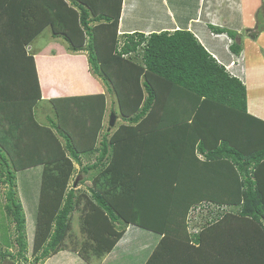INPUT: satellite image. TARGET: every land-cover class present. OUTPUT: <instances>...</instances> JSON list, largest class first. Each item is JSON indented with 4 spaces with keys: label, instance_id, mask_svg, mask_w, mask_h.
Here are the masks:
<instances>
[{
    "label": "trees",
    "instance_id": "obj_1",
    "mask_svg": "<svg viewBox=\"0 0 264 264\" xmlns=\"http://www.w3.org/2000/svg\"><path fill=\"white\" fill-rule=\"evenodd\" d=\"M68 1L0 0V177L7 186L3 212L15 225L17 256L24 258L28 218L39 259L62 248L79 209V198L68 187L73 163L81 166L80 159L92 153L95 161L81 171H100L93 178L100 191L88 189L94 204L89 212L83 209L87 213L79 223L84 258L111 255L122 232L132 226L157 240L163 236L162 244L171 245L160 261L172 262L169 253L183 254L184 240L193 242L191 250L200 242L201 233L189 235L185 222L189 207L201 202L232 206L233 215L257 224L264 235V121L248 113L242 78L217 63L184 22L173 32L126 33L117 51L122 0ZM262 9L254 28L244 31L251 39L264 31V4ZM161 10L156 23L173 27L162 4ZM174 16L190 19L188 13ZM46 26L68 43L70 52L85 51L91 73L115 94L123 124L113 132L100 135L103 95L59 100L70 109L55 108L57 123L41 127L35 121L32 112L40 96L26 47ZM230 50L237 55L241 48L233 43ZM74 108L83 116L82 125L75 123ZM92 118L96 122L86 126ZM84 126L93 135L86 141ZM151 184L160 187L159 201L151 200ZM155 204L163 215L145 220L141 211ZM220 215L201 230L220 221ZM3 241L7 245L6 237ZM6 257L10 253L0 250V263ZM250 261L240 257L237 264Z\"/></svg>",
    "mask_w": 264,
    "mask_h": 264
},
{
    "label": "crops",
    "instance_id": "obj_2",
    "mask_svg": "<svg viewBox=\"0 0 264 264\" xmlns=\"http://www.w3.org/2000/svg\"><path fill=\"white\" fill-rule=\"evenodd\" d=\"M161 4L166 7L173 27L165 25L167 21L156 23L155 15L162 13ZM262 4L264 0H127L126 2L122 0L117 38L121 37L124 40L126 33L131 34L134 31L144 35H149L152 31L158 33V30L173 32V28L179 30L186 24L187 30L194 34L217 63L223 65L228 73L242 78L247 91L248 113L264 120V117L252 112L257 107L252 100L259 101L258 96L264 93V86L259 88L258 79L251 82L248 71H246L250 66L264 62V32H261L256 39H251L244 34L246 29H252L256 25V16L262 10ZM181 13L189 14L188 22L182 18L181 20L176 19L174 15H181ZM160 15L162 17L163 13ZM214 29H224L238 36L232 39L226 32L217 33ZM233 43L240 45L241 51L237 55L230 50ZM26 48L28 55L33 58L36 72L40 99L34 110L39 126L49 127L50 122L53 121L55 108L59 107L58 100L103 95L106 109L104 124L105 119L110 115V113L107 114L108 105L114 103L118 108L117 100L111 101L112 95L106 92L103 83L91 73L85 51L70 52L67 42L62 38L52 36H47L46 42L40 46L33 40ZM123 58L127 59V56ZM113 113L115 114L114 111ZM81 162L83 163L82 160ZM73 166L75 172L70 182L76 172L84 173L81 171L82 165L73 163ZM99 174L100 171H89L84 176L87 182H91L90 188L93 190L100 191L95 183ZM150 188L149 190L155 192L153 198L150 199L154 202L159 201L161 195L157 191L160 187L151 184ZM76 196L79 198L77 207L79 209L74 213L79 212L78 222L80 223L81 217L89 212L94 203L88 199V191L82 194L76 193ZM178 201L175 200V204ZM156 206L157 204L153 208L141 211L143 216H147L145 220H157L163 215L156 210ZM224 206L218 210L221 220L208 225L203 230H201L202 226L197 230V219L188 221L190 229L187 233L189 235L201 233L199 244H194L195 249L198 248V250H191L189 247L193 246V242L187 243L184 240L182 242L184 253L178 256L169 253V260L171 259L172 262L168 261L165 264H237L240 257L252 260L246 264H264L262 230L257 224L233 215L232 209H229L232 206L227 204ZM83 209L88 211L84 213ZM78 230L81 235L80 224ZM248 232L249 235H246ZM122 233V237L116 243L114 253L111 255L108 253L100 260L80 257L79 253L82 252L83 246L81 243L76 244L79 243L81 237L83 240V236L76 237L71 234L70 236L75 239L67 246L62 245L58 252L44 259L42 264H162L160 260L164 251L167 246L171 245L162 244L165 241L162 240L163 236L157 240L155 235L132 226L126 227ZM242 248L248 250L243 253ZM169 251L172 252L171 249Z\"/></svg>",
    "mask_w": 264,
    "mask_h": 264
},
{
    "label": "rangeland",
    "instance_id": "obj_3",
    "mask_svg": "<svg viewBox=\"0 0 264 264\" xmlns=\"http://www.w3.org/2000/svg\"><path fill=\"white\" fill-rule=\"evenodd\" d=\"M65 2L69 5V1L68 0H65ZM260 18H262V17H260ZM4 25H5V23L2 24V26H4ZM47 36L48 37L49 36L53 37L52 30L49 28V26L44 27L43 30L34 38V43H36L38 46H40L42 43L46 42ZM56 38L61 39L62 37L61 36H57ZM122 43H123V38L119 37V39L116 41V50L117 51H119V49L122 47ZM26 50H28V49L26 48ZM131 57L133 58V56H131ZM135 59H136L137 62L140 61L139 57L135 58ZM246 71H248L249 80L251 82H253L255 79H258V81L260 83L259 84V88H263V86H264V82H263L264 81V62L263 63H259V65H256V64L252 65L248 69H246ZM111 95H112L111 98H110L111 101L115 102L116 101L115 94H113L111 92ZM258 98H259V101L256 100L253 97V99H255V100H252V101H253V103L255 105H257V107L252 112L253 113L255 112V114L257 113L260 116L264 117V93L263 94L262 93L259 94ZM81 101L82 100H78L76 102V105L79 102H81ZM57 102H58V106L59 107L56 106V108H64V107H66V108L70 109V105L68 103L66 104L65 102H60L59 100ZM74 110H75V108H74ZM113 111L117 115V119L118 120L116 121L115 126L111 130L107 131V128H108L107 120H108V117H109V115H108V117L105 119L104 129L100 133L101 136L105 135V132H108V133L113 132L118 125L123 124V121H122V119L120 117L118 108H116V104L110 103L108 105V108H107V114H109V113H111ZM32 113H33L35 121H37L36 118H35V110H34V108H33V112ZM75 113H76V115H75V121L76 122L75 123L82 125V122H80V121H82L83 116L81 114H79V111L76 112V110H75ZM259 119H261V118H259ZM57 121H58V118L56 117V114L54 112L53 121H51V122L52 123H57ZM51 122H50V124H52ZM94 122H96V118H92V119L86 121L85 125L86 126L90 125V123L94 124ZM55 128H57V127L52 128L53 129L52 131L56 135V134H58L57 133V129L58 128L57 129H55ZM85 128L86 127L84 126L83 127L82 136H84L83 138L86 141L87 138L91 139L93 135L88 134V132L86 131ZM60 129L62 130L63 128L61 127ZM64 133H65L66 136L68 135V133H66V132H64ZM58 135L60 136V134H58ZM33 138H35V137H33ZM98 145H99V143L97 144V142H96V144L94 146L98 147ZM96 155L97 154L93 155V153H92L89 156L82 157L81 160L83 161L84 164L85 163L86 164H88V163L91 164L92 162L95 161ZM83 163H82V165H83ZM85 175H86L85 173H77L76 172L75 177L69 183V187L73 188L75 190V193L82 194L84 192H87L88 189L91 187L90 186L91 182H87L86 181V179L84 178ZM21 186H23V184H21ZM6 190H7V186L5 184H3V178L0 177V250L2 252L7 251L8 253H10V257H6L5 259H3L0 264H42L44 259L42 260V259L38 258L40 253H41V249L36 251L34 246L32 245L33 237H31V235H30L31 222H30L29 218H28L29 222L26 219L27 221H26V229H25V241L27 242V244L25 245L26 248H25V252L23 254L24 258H21V257L17 256L18 247H17L16 241H14V239L16 238L15 237L16 236V231L13 230L15 225L12 222L11 217L5 215L6 211L3 209V205L6 202L5 201V197H4ZM17 193H18V191H17ZM207 203H209V204H207ZM223 207H225L224 204L218 205V204H215V203H212V202H201V203L197 204L196 206L189 207V212H188V215L186 217V222H185V224L187 226V231L190 229L188 221H190L191 219L192 220L193 219H197L196 228H198L197 230H199V227H201L204 224L206 225V222H207V224L209 222H211V220L213 218H215V216L218 214V210H220V208H223ZM229 209L233 210V208H229ZM27 216L29 217L28 214H27ZM78 216H79V212L76 211L73 214V217H72L71 234H72V236L76 235V237H81V236H83V234L82 233H81V235L79 234L80 232L78 230V228H79ZM246 235H249V232ZM5 237L7 238V241H6L7 245L5 244V241H3V238H5ZM74 239H75V237H71L70 236L69 239L66 237V239L64 240L63 245H66V246L69 245L70 241H73ZM81 241H82V237L78 241L79 243H77L76 245L80 244ZM80 257H82V255Z\"/></svg>",
    "mask_w": 264,
    "mask_h": 264
},
{
    "label": "water",
    "instance_id": "obj_4",
    "mask_svg": "<svg viewBox=\"0 0 264 264\" xmlns=\"http://www.w3.org/2000/svg\"><path fill=\"white\" fill-rule=\"evenodd\" d=\"M116 119H117L116 115L113 112H111L108 120V131L114 127Z\"/></svg>",
    "mask_w": 264,
    "mask_h": 264
},
{
    "label": "clouds",
    "instance_id": "obj_5",
    "mask_svg": "<svg viewBox=\"0 0 264 264\" xmlns=\"http://www.w3.org/2000/svg\"><path fill=\"white\" fill-rule=\"evenodd\" d=\"M124 56L126 57V56H128V55H123L122 57H124ZM107 129H108V128H107Z\"/></svg>",
    "mask_w": 264,
    "mask_h": 264
},
{
    "label": "built area",
    "instance_id": "obj_6",
    "mask_svg": "<svg viewBox=\"0 0 264 264\" xmlns=\"http://www.w3.org/2000/svg\"><path fill=\"white\" fill-rule=\"evenodd\" d=\"M125 57V56H124Z\"/></svg>",
    "mask_w": 264,
    "mask_h": 264
}]
</instances>
